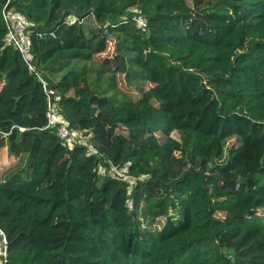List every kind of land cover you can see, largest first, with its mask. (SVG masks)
<instances>
[{
    "label": "trees",
    "instance_id": "trees-1",
    "mask_svg": "<svg viewBox=\"0 0 264 264\" xmlns=\"http://www.w3.org/2000/svg\"><path fill=\"white\" fill-rule=\"evenodd\" d=\"M4 149L6 264H264V0H0Z\"/></svg>",
    "mask_w": 264,
    "mask_h": 264
},
{
    "label": "built area",
    "instance_id": "built-area-1",
    "mask_svg": "<svg viewBox=\"0 0 264 264\" xmlns=\"http://www.w3.org/2000/svg\"><path fill=\"white\" fill-rule=\"evenodd\" d=\"M134 12L137 13L136 15L137 24L143 30H145L147 25L146 18L141 14V10L134 9ZM3 19L7 27L8 40L17 47V49L20 51L25 61L29 64V68L31 70H34V67L29 63L31 57V38L28 33L30 22L26 19V17L22 13L11 9H7L6 6H4L3 9ZM54 126H57L58 135L69 146L74 147L76 145L87 144L86 137L70 129L69 122L56 111L55 107L51 102V97L48 95L46 127H54ZM107 172H109V174L117 180L128 181L132 183L134 179L129 173V163L125 164L123 167L112 165L109 171L104 166L102 165L99 166L100 174L105 175L107 174ZM7 261H8V241L4 231L0 228V264H6Z\"/></svg>",
    "mask_w": 264,
    "mask_h": 264
},
{
    "label": "rangeland",
    "instance_id": "rangeland-1",
    "mask_svg": "<svg viewBox=\"0 0 264 264\" xmlns=\"http://www.w3.org/2000/svg\"><path fill=\"white\" fill-rule=\"evenodd\" d=\"M101 38V37H100ZM114 49L115 44L112 38H108L105 43V48L98 52L95 57L97 60L103 61L105 59H114ZM17 162L16 158L10 157L7 151L4 149L0 154V169L4 170L8 168L10 165L15 164ZM153 264H171L166 254L161 253L158 257L152 261Z\"/></svg>",
    "mask_w": 264,
    "mask_h": 264
},
{
    "label": "water",
    "instance_id": "water-1",
    "mask_svg": "<svg viewBox=\"0 0 264 264\" xmlns=\"http://www.w3.org/2000/svg\"><path fill=\"white\" fill-rule=\"evenodd\" d=\"M240 53H237V56L239 55Z\"/></svg>",
    "mask_w": 264,
    "mask_h": 264
}]
</instances>
